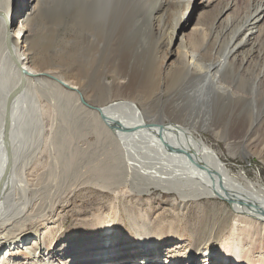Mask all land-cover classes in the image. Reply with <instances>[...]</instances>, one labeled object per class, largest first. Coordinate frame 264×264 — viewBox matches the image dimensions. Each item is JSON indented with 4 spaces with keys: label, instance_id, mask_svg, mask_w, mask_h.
I'll list each match as a JSON object with an SVG mask.
<instances>
[{
    "label": "bare ground",
    "instance_id": "1",
    "mask_svg": "<svg viewBox=\"0 0 264 264\" xmlns=\"http://www.w3.org/2000/svg\"><path fill=\"white\" fill-rule=\"evenodd\" d=\"M45 17L57 37L58 26H68L71 80L34 65L37 19ZM0 48L12 80L0 88V264H257L242 256L252 250L243 242L255 237V227L264 230V185L232 173L200 132L227 141L230 153L236 147L232 154L255 155L264 164V140L246 143L264 128V0H0ZM48 87L69 102H63L62 118L70 125L62 133L70 126L103 151L88 171L77 173L72 197L105 188L118 199L123 185H133L138 199L160 189L158 200L174 207V193L179 209L201 207L189 228L191 240L171 223V236L163 238V224L151 225L127 201L123 207L136 232L130 240L120 232L118 205L85 218L83 230L57 236L63 227L51 225L69 205L56 207L46 222L27 212V198L9 204L27 193L36 198L42 188H30L18 170V151L25 106ZM156 105L162 113H151ZM38 106L41 131L44 108ZM62 137L55 139L60 146L72 142ZM226 228L230 233L220 238L217 230ZM24 250L30 257L12 256Z\"/></svg>",
    "mask_w": 264,
    "mask_h": 264
},
{
    "label": "rangeland",
    "instance_id": "2",
    "mask_svg": "<svg viewBox=\"0 0 264 264\" xmlns=\"http://www.w3.org/2000/svg\"><path fill=\"white\" fill-rule=\"evenodd\" d=\"M216 4L217 3L215 1L212 6L207 8V10H209L210 13L213 12L214 8H216ZM199 12H200L199 10L196 11L194 19H193V23L198 18ZM37 20H38V26L35 28L36 31L35 29L34 31L37 35L38 46L34 50H32L33 54L35 55V58L33 61L34 65L37 68L43 69L44 71L47 69H52L58 73L59 78L61 77V79L67 78L68 80L69 79L71 80V67L68 63L69 62L68 54H69V49H70V44H69L70 36H69V29H68L66 22L63 21L64 23L58 26L57 32L60 33L61 37L60 36L57 37L56 32H54L56 26H54V22L52 21V19L45 17L42 20H40V18H38ZM59 52H63L62 55H64V58L63 57L59 58L58 56ZM9 75L10 73L8 70V66H6L5 61L2 59L1 48H0V88H2L4 83L5 85L7 84L8 86L11 85V84L9 85V83L12 82V80L9 78ZM57 91L58 90H56L54 87L40 89L39 92L37 91V93L39 94L38 96H37V93H34L35 94L34 99L36 101L33 100V103L28 102V104H26L28 107L25 106V110H24L25 119H23V124H22L23 141L21 140L22 141L21 150L18 151V156L20 155V158L18 159V170L22 168L21 171L23 172L21 174H24L25 179L28 177L30 181L29 184H31L30 188H36L38 187V185H40L42 188L40 192L36 194V198L34 195H32V193L30 194L27 193L26 196L21 195L23 198L17 200L16 202H13L11 200L10 202L12 203H9V204H15L16 206H19L27 198L28 203H29L26 209L27 212L31 213L32 215L34 213L36 214L38 213L37 215L34 214L33 216H35V218H39V221H46V222H49L48 220L51 219L50 217L56 214V210H57L56 207L59 208L61 205L63 206L69 205L68 206L69 208H66V210L60 213V217H61L60 220L56 224L51 225L52 227L56 228L55 230H57V228L61 226L63 227L62 230L57 232V236L59 235V233L64 232L65 230H68L70 233L74 231H79V230L81 231V229L84 228L83 224L86 223L85 218H90V216L93 213H109L112 207L118 205L120 207L119 209L121 211L120 212L121 216L124 219V224L119 225L120 232L124 234L123 236L124 238H126L127 240H130V239H135L136 232H134L131 229L130 223L127 219V213L125 212V208L123 207L122 202L127 201L126 207L130 209L132 208L131 212L133 211L137 213H140V212L143 214L145 213V216L150 218L149 223L151 225L156 226L160 222L163 224V225L161 224L162 225L161 231L163 232V238H168L169 236H171L172 233H170V231L168 230V227L170 225L169 223H171L172 226H176L179 228V234L184 235L183 237L185 239L191 240L192 238H191L189 228L192 222L195 221V219L197 218L198 211L201 207L197 206V204L192 205L191 203L187 209H181V208L179 209V206L177 204L180 201V198L174 193L171 194L172 196L171 202L173 198L175 197L178 198V199H174L176 200V204L174 207H171V205L167 203L164 204L160 202V200H158L159 195L162 193L160 189H153L149 194H146L143 196L142 198L143 200L138 199L139 196L133 193L134 190L132 191L130 189L133 185H130V186L123 185L118 191V194H116L118 196V199L115 197L114 195L115 193L113 192H111L110 197L107 196L105 192V190L107 189L105 188L102 189V192L99 194H91L85 191L84 193L79 194L76 197L75 196L72 197L71 189L74 187L72 184H74L73 182L75 181V179L76 181L80 179V176L78 174L88 171L90 169L89 167L90 166L92 167L93 165V160L96 157L101 156L103 151L102 149H100L101 147L97 146L95 143H89L87 141H83L82 138L77 137V135H75L72 132L71 130L72 128L70 126H67L68 130L62 133V128L63 126H65L64 124L70 125V123L67 120L62 118L63 117V112H62L63 102H66V105L69 102L66 101L67 98L65 96H64V99L63 98L59 99ZM53 96H55V98ZM58 102H59V105H58ZM38 103H39V106L37 105ZM37 106L38 107L43 106L42 109L44 108L42 112H43V118H44L43 121H44L45 126L43 130H41L42 132L39 129L40 122L38 121V118H35L34 109H36L35 107ZM162 108L163 106H160V105L151 107L152 109L151 113L153 114L154 113L156 114L158 112L162 113V110H161ZM167 109L169 108L167 107ZM167 109H166V113L169 114L170 117H172V119H174L175 121L180 120V119L178 120V117L173 118L174 117L173 114L169 113L170 109L169 110ZM200 133L203 134L202 137L204 138L205 142L213 146V148L218 152L222 161L226 163L227 167H229V170L232 173L234 174L239 173V174L246 175L249 179L253 181H258L264 185V164L261 162V160L257 156L249 155L248 157H244L243 153L232 154V153H236L239 150H237L236 147H234V150L231 149L233 152L231 151L230 153L228 146H226L227 141L218 139L212 133H209V132L202 131ZM60 136L61 137L63 136L62 138H65V137H67L68 139L71 138L70 141L72 142L69 145L60 146V143L58 144L57 141L55 140V139L58 140ZM251 137L249 141L246 142L248 145H252L250 144V142L259 143L260 140H264V128L253 132ZM70 145H72V147ZM258 145H261V143ZM66 154L68 155V157ZM60 171H62V174ZM118 171L123 172L122 169H118ZM16 174H17V171H16ZM32 177L33 178L36 177V179H33ZM81 177L83 178V180L87 179V178L84 179L85 177L83 175H81ZM31 182H33L35 185H33ZM58 189L60 192H58ZM147 198H150L152 201H150V203H147L148 202V201L146 202ZM36 200L37 202L39 200L38 204H36ZM234 222L235 221L232 220L231 225L234 224ZM239 225L244 226L243 223H240ZM251 227L253 229V226ZM27 228L31 231H35L36 230V220L31 222ZM85 228H87V226H85ZM256 228L257 227H255V229ZM255 229H253L256 232L255 237L253 238L252 236L244 237L245 242H243V245L251 246L252 250H250L249 252L244 251L242 256L243 257L245 255L252 256L255 263L264 264V259H263L264 239L262 237V235H264V230L260 226L258 229L256 230ZM228 230L229 229L227 228L219 229L217 230V233L219 234V236H221L220 238H222L223 235L225 237L226 234L230 233ZM13 233H17V232L13 230L12 233H10L11 234L10 236H13L14 235ZM50 246L51 245H49L48 247ZM28 252L29 251L24 250V251H21L22 254L20 253V255H18L15 253V251H13L12 256L16 255L19 257L20 256L30 257L31 254ZM8 256L9 255L7 254V257Z\"/></svg>",
    "mask_w": 264,
    "mask_h": 264
}]
</instances>
